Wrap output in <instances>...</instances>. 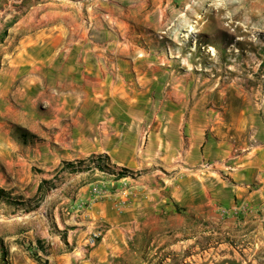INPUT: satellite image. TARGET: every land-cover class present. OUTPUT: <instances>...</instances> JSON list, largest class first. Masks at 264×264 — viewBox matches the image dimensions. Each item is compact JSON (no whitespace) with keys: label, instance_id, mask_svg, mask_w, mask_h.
Instances as JSON below:
<instances>
[{"label":"rangeland","instance_id":"rangeland-1","mask_svg":"<svg viewBox=\"0 0 264 264\" xmlns=\"http://www.w3.org/2000/svg\"><path fill=\"white\" fill-rule=\"evenodd\" d=\"M113 98L134 120H157L148 110L169 101L207 105L219 135L264 142V0H0V264H264V202L190 211L162 185L107 261L90 256L105 224L87 235L99 234L94 247L53 249L65 170L89 173L100 196H128L145 173L105 154L71 159L83 124L111 120Z\"/></svg>","mask_w":264,"mask_h":264},{"label":"crops","instance_id":"crops-1","mask_svg":"<svg viewBox=\"0 0 264 264\" xmlns=\"http://www.w3.org/2000/svg\"><path fill=\"white\" fill-rule=\"evenodd\" d=\"M99 90L102 94L107 92L101 86ZM109 95L111 97L115 93L112 91ZM111 100L114 102L113 108L110 107L113 110L111 120H98L96 125L83 124L82 127L86 128H82L83 135L78 138L79 151L71 159L105 154L116 166L144 170L145 173L131 181L128 196L120 193L113 196L111 191L100 196L93 192L96 182L91 181L89 173L75 174L65 170L63 174L69 182L67 180L53 189L55 194L52 197L66 200L67 205L62 206L63 202L54 205V232L45 231L58 243L53 249L61 242L75 243L76 248H81L86 244L89 231L94 226L105 224L109 229L90 256L107 261L109 256L103 253L118 248L116 242H122L128 235L122 232L123 226L136 224L139 217L137 209L141 205L149 208V201L156 200L161 188L169 187L174 200L190 211L207 208L208 212L215 213L218 202L230 199L251 206L264 202V142L247 138L237 143L227 134L219 135L218 126L213 125V122L217 123V116L211 113L213 109H202L207 105L200 103L169 101L148 110L160 112L157 120H134L126 111L132 105L129 100L124 104L121 98ZM120 103L126 108L122 118L115 109ZM201 110L206 113H198ZM67 158L63 156L61 159L65 161ZM158 172L166 177L160 178ZM74 179L80 182L76 190L70 184ZM81 202L87 204L84 212H75L67 218L65 211H73ZM4 203L9 202H2V207ZM207 218L212 217L209 215ZM104 257L107 258L104 260Z\"/></svg>","mask_w":264,"mask_h":264},{"label":"built area","instance_id":"built-area-1","mask_svg":"<svg viewBox=\"0 0 264 264\" xmlns=\"http://www.w3.org/2000/svg\"><path fill=\"white\" fill-rule=\"evenodd\" d=\"M98 239H99V234L98 233H93L91 236H89V238H87L86 244L89 247H94V246H96V244L98 242Z\"/></svg>","mask_w":264,"mask_h":264},{"label":"trees","instance_id":"trees-1","mask_svg":"<svg viewBox=\"0 0 264 264\" xmlns=\"http://www.w3.org/2000/svg\"><path fill=\"white\" fill-rule=\"evenodd\" d=\"M64 165L67 166V168H70L71 170H80V169L75 168L72 162H64ZM101 169H104V166H102ZM46 183H47L46 181H43V182L40 184V186H39V191L42 190L43 185L46 184ZM0 192H1V191H0Z\"/></svg>","mask_w":264,"mask_h":264}]
</instances>
